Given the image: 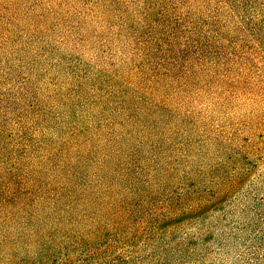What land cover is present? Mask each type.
<instances>
[{
	"label": "rangeland",
	"instance_id": "obj_1",
	"mask_svg": "<svg viewBox=\"0 0 264 264\" xmlns=\"http://www.w3.org/2000/svg\"><path fill=\"white\" fill-rule=\"evenodd\" d=\"M0 264H264V0H0Z\"/></svg>",
	"mask_w": 264,
	"mask_h": 264
}]
</instances>
